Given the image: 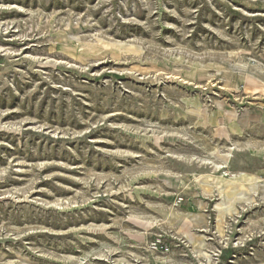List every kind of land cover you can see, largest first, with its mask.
<instances>
[{"label": "rangeland", "instance_id": "obj_1", "mask_svg": "<svg viewBox=\"0 0 264 264\" xmlns=\"http://www.w3.org/2000/svg\"><path fill=\"white\" fill-rule=\"evenodd\" d=\"M247 75L264 0H0V264H264V197L217 224L214 181L264 180V120L203 116L264 109ZM171 208L203 214L210 262Z\"/></svg>", "mask_w": 264, "mask_h": 264}, {"label": "bare ground", "instance_id": "obj_2", "mask_svg": "<svg viewBox=\"0 0 264 264\" xmlns=\"http://www.w3.org/2000/svg\"><path fill=\"white\" fill-rule=\"evenodd\" d=\"M71 38H74V36H72ZM74 39H76V37ZM82 48H85V45ZM105 48L108 49L107 45L101 46V49H105ZM95 49L97 48H93L90 47V45H87V50L89 52L90 51L94 52ZM117 49L118 48L116 49L112 48L113 53L117 54L118 51ZM114 56H118V55H114ZM246 81L248 85L256 87L260 90H264V82L253 77L252 75H247ZM218 105L220 106V104ZM219 111L222 112V118H215V117L208 118L207 115L205 114L203 115L206 121L208 120L209 122L215 123L217 125L218 128L216 131L218 134L219 133L223 135L226 133L229 134L230 130H234V129L240 130L248 126L250 121L259 123L264 120V109L262 110L256 109L250 112L245 111L241 115V117H239V115H237L236 112L234 111H223L222 109H220ZM192 112L197 116L202 115L200 109L197 106L195 107L194 110H192ZM223 118H226L227 124H230L229 128H226L227 124L223 125ZM254 153L260 157H264V149L255 151ZM226 161H227L226 157H224L223 159H221V163L220 164L218 163L219 165L214 167L217 169L222 164H226L225 163ZM261 173L262 171L258 172L256 175L253 176H250L249 174H238V175H233L230 178H216L214 180L222 196V209L219 212L220 220H218L217 224H219L225 216L227 215L231 216L233 213L236 212L235 205L237 202L243 201L246 203H250L254 200V195L256 194H260V196L264 197V180L260 178ZM210 184H211L210 182L204 181L201 182L200 186L203 190H209ZM199 205L200 204H198V206ZM202 215L182 214L176 211L175 209L171 208L167 211L166 215L162 214L161 218L169 228H172L177 234L184 236L186 241L190 243L192 250L194 251L197 257H200L201 259L203 258L207 262H210L211 260L210 255L203 249L204 238L201 235H196L193 232V229L203 228L205 226L206 222ZM218 229L219 232H221V228L219 226Z\"/></svg>", "mask_w": 264, "mask_h": 264}, {"label": "built area", "instance_id": "obj_3", "mask_svg": "<svg viewBox=\"0 0 264 264\" xmlns=\"http://www.w3.org/2000/svg\"><path fill=\"white\" fill-rule=\"evenodd\" d=\"M151 249L153 251H159L161 254H168L170 252L169 245L163 246V245H160V243L152 244Z\"/></svg>", "mask_w": 264, "mask_h": 264}]
</instances>
